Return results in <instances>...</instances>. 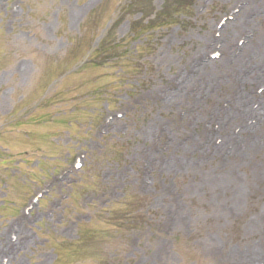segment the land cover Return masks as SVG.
Here are the masks:
<instances>
[{"label":"rangeland","instance_id":"1","mask_svg":"<svg viewBox=\"0 0 264 264\" xmlns=\"http://www.w3.org/2000/svg\"><path fill=\"white\" fill-rule=\"evenodd\" d=\"M163 2L0 0V264H264V120L238 155L219 132L260 107L223 56L264 43V0L144 32Z\"/></svg>","mask_w":264,"mask_h":264},{"label":"bare ground","instance_id":"2","mask_svg":"<svg viewBox=\"0 0 264 264\" xmlns=\"http://www.w3.org/2000/svg\"><path fill=\"white\" fill-rule=\"evenodd\" d=\"M243 22L244 21L242 19L240 21V16H237L236 20L230 23V25L226 24L227 29L226 30L224 29L221 37L223 38L224 36L227 39L229 37H232L233 34L239 28V26L241 24L243 25ZM263 45L264 43L260 36H258V39L246 38L242 46L237 45L232 47V50L225 53L223 59L224 61L225 60L228 61L233 58L234 65H236L239 68L238 71L239 70L241 72L248 71L249 77L256 79L261 78L262 80H264V75L262 76V70L264 69V53L262 54V47L264 48ZM256 49L258 50V52L256 51ZM236 53H238V55ZM252 53H255V55H253ZM221 62L224 63L223 61ZM214 63L217 64V62ZM214 63L209 62L208 65ZM235 69L236 67L234 68L233 71H235ZM246 94H248L247 99L255 100L256 102L259 103L260 107L251 109V108H247L246 106L241 107L242 105L241 104L240 106L237 107V110L232 111L230 114H226L222 116L223 114L218 113L220 114V118L221 116L223 117V119H221L223 120L221 121V123H225L226 120H229L231 118L238 119L237 122L241 121L244 117L248 118L246 123L241 126V129H238V131L236 130V132H238L237 135L230 133L228 128L223 129L225 124H222L221 126L222 128L219 130V132H222V135H224L223 136L224 140L222 145H224V143H229L230 145H233L232 146L233 149L230 151L228 157L232 155H238L236 153V150L238 151L240 150L239 148H237L238 139L240 141H243L245 145H254L255 140L251 135H253L254 133L256 134L257 129L260 126V123L264 120V93L262 94L261 92L260 93L258 92L255 95L250 90ZM212 130L213 129H211V131ZM208 148L209 150L211 151L215 150L216 152L219 150V148H221V146L216 145L215 149H212V146L209 143Z\"/></svg>","mask_w":264,"mask_h":264},{"label":"trees","instance_id":"3","mask_svg":"<svg viewBox=\"0 0 264 264\" xmlns=\"http://www.w3.org/2000/svg\"><path fill=\"white\" fill-rule=\"evenodd\" d=\"M139 5L143 6L145 5V3L141 2V4ZM193 5L194 0H164L161 9L153 13L152 17H149V19H147L143 24L146 27L144 32H148L150 29L155 30L166 25L179 23V16H187L190 13ZM146 6L148 7L149 5ZM109 50L110 49H108V51H105V53L108 54ZM113 53L115 54V50L113 51ZM134 206L135 205H132L130 207L129 203L127 204L126 208L119 210V212H113L114 215H111V224L114 226H120L121 224H123V222L128 225L134 223L135 221L131 222L133 220L131 215Z\"/></svg>","mask_w":264,"mask_h":264}]
</instances>
